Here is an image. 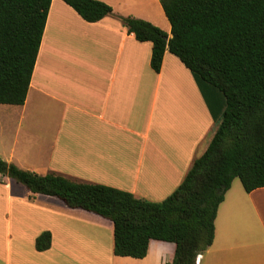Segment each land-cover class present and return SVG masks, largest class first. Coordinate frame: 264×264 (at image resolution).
I'll use <instances>...</instances> for the list:
<instances>
[{"label":"crops","instance_id":"1","mask_svg":"<svg viewBox=\"0 0 264 264\" xmlns=\"http://www.w3.org/2000/svg\"><path fill=\"white\" fill-rule=\"evenodd\" d=\"M99 1L113 15L88 23L52 0L26 102L0 105V158L160 203L216 127L189 69L167 50L156 73L152 43L137 41L120 19L145 20L171 37L161 0ZM11 181L0 175V264H169L174 256V244L157 241L144 259L115 256L111 222ZM45 232L51 247L38 251ZM198 264H264V188L247 193L233 181Z\"/></svg>","mask_w":264,"mask_h":264},{"label":"trees","instance_id":"2","mask_svg":"<svg viewBox=\"0 0 264 264\" xmlns=\"http://www.w3.org/2000/svg\"><path fill=\"white\" fill-rule=\"evenodd\" d=\"M88 23L113 15L99 0H63ZM52 0H0V105L22 106L29 92ZM171 37L145 20L120 17L139 42H151V67L168 50L192 73L217 125L179 188L160 203L111 187L40 175L0 158V175L33 195L108 219L114 255L144 259L152 241L172 243L169 264H198L212 244L219 206L238 178L247 193L264 188V0H161ZM50 232L35 242L51 247Z\"/></svg>","mask_w":264,"mask_h":264},{"label":"rangeland","instance_id":"3","mask_svg":"<svg viewBox=\"0 0 264 264\" xmlns=\"http://www.w3.org/2000/svg\"><path fill=\"white\" fill-rule=\"evenodd\" d=\"M213 122H214V120H213ZM214 125H215V127H216V129H217V125L215 124V122H214ZM11 182H13V184H14V186H16V187H18V188H22V189H27L23 184H20V183H17V182H15V181H11ZM234 182H235V184H241L240 183V180L238 179V178H236L235 180H234ZM57 202H59V203H61V204H64L62 201H60L59 199H57ZM92 214H94V213H92ZM104 219V218H103ZM105 220H107L108 222H110L108 219H105Z\"/></svg>","mask_w":264,"mask_h":264},{"label":"water","instance_id":"4","mask_svg":"<svg viewBox=\"0 0 264 264\" xmlns=\"http://www.w3.org/2000/svg\"><path fill=\"white\" fill-rule=\"evenodd\" d=\"M200 258H201V255H200V256H198V258H197V262H199V261H200Z\"/></svg>","mask_w":264,"mask_h":264},{"label":"built area","instance_id":"5","mask_svg":"<svg viewBox=\"0 0 264 264\" xmlns=\"http://www.w3.org/2000/svg\"><path fill=\"white\" fill-rule=\"evenodd\" d=\"M197 263H199V262H197Z\"/></svg>","mask_w":264,"mask_h":264}]
</instances>
